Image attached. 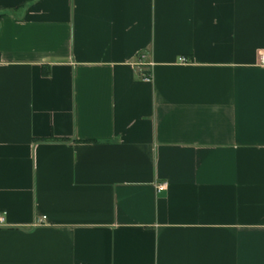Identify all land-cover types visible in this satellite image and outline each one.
<instances>
[{"label":"crops","instance_id":"0c3cea01","mask_svg":"<svg viewBox=\"0 0 264 264\" xmlns=\"http://www.w3.org/2000/svg\"><path fill=\"white\" fill-rule=\"evenodd\" d=\"M261 53L264 0H0V264H264Z\"/></svg>","mask_w":264,"mask_h":264},{"label":"built area","instance_id":"2783aa9c","mask_svg":"<svg viewBox=\"0 0 264 264\" xmlns=\"http://www.w3.org/2000/svg\"><path fill=\"white\" fill-rule=\"evenodd\" d=\"M145 58V54L144 53H141L139 54L138 56V60L135 62V65H137V67L139 68L140 70V75H141V78L143 80H146V81H150L152 79V72H151V65H152V62L150 61H147V62H144L143 59ZM180 61L182 62H186L187 59L184 58V57H181L179 59ZM260 62L261 63H264V53H261L260 54ZM165 186V183H161L157 186V188H162ZM3 221V218L2 216H0V222Z\"/></svg>","mask_w":264,"mask_h":264}]
</instances>
